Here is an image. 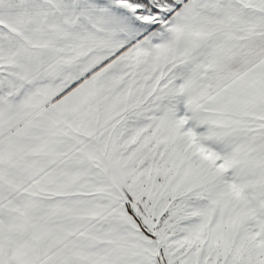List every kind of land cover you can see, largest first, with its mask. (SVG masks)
<instances>
[{"label": "snow or ice", "instance_id": "obj_1", "mask_svg": "<svg viewBox=\"0 0 264 264\" xmlns=\"http://www.w3.org/2000/svg\"><path fill=\"white\" fill-rule=\"evenodd\" d=\"M0 264H264V0H0Z\"/></svg>", "mask_w": 264, "mask_h": 264}]
</instances>
